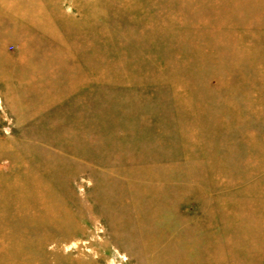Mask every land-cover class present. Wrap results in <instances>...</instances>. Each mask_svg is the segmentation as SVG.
Listing matches in <instances>:
<instances>
[{
    "label": "rangeland",
    "instance_id": "1",
    "mask_svg": "<svg viewBox=\"0 0 264 264\" xmlns=\"http://www.w3.org/2000/svg\"><path fill=\"white\" fill-rule=\"evenodd\" d=\"M62 7L0 9V264H264V0Z\"/></svg>",
    "mask_w": 264,
    "mask_h": 264
},
{
    "label": "crops",
    "instance_id": "2",
    "mask_svg": "<svg viewBox=\"0 0 264 264\" xmlns=\"http://www.w3.org/2000/svg\"><path fill=\"white\" fill-rule=\"evenodd\" d=\"M0 9L6 14L13 17L15 20L21 21L24 25L28 24L36 31L47 34L49 28L47 22L42 19L41 15L49 14V18L55 21V15L51 14V11L58 10L59 13H63L62 0H0ZM64 17V16H63ZM57 20V19H56ZM52 29L55 26L52 24Z\"/></svg>",
    "mask_w": 264,
    "mask_h": 264
}]
</instances>
